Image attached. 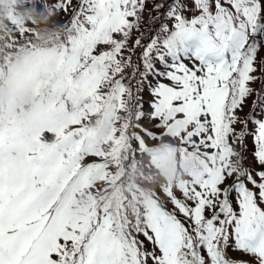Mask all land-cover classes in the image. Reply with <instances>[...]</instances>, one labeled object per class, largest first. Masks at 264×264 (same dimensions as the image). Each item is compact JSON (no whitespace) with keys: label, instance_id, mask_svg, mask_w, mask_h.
Listing matches in <instances>:
<instances>
[{"label":"snow or ice","instance_id":"1","mask_svg":"<svg viewBox=\"0 0 264 264\" xmlns=\"http://www.w3.org/2000/svg\"><path fill=\"white\" fill-rule=\"evenodd\" d=\"M31 7L67 19L56 49L37 47L34 29L12 25L5 49L30 56L16 88L38 89L49 59L62 55L49 92L63 108L44 124L42 112L18 123L0 110V264H264V0H159L147 38L146 0ZM117 115L120 132L102 139L99 128ZM42 131L54 139L43 141ZM162 137L196 161L187 180L140 197L90 198L72 215L49 205L70 181L83 188L105 179L110 160L147 152ZM9 151L24 155L11 160Z\"/></svg>","mask_w":264,"mask_h":264},{"label":"rangeland","instance_id":"2","mask_svg":"<svg viewBox=\"0 0 264 264\" xmlns=\"http://www.w3.org/2000/svg\"><path fill=\"white\" fill-rule=\"evenodd\" d=\"M159 0H146V8L143 12L141 26L144 27V22H147L148 27L145 28V37L147 38L151 34L152 21L150 16L154 14V6ZM43 3L51 4L53 0H43ZM3 4L0 2V10H2ZM190 15V14H189ZM66 16L63 14L56 16H45V20L48 23H55L65 19ZM137 31H133L131 38L128 41V48H133V42L137 38ZM146 42V41H145ZM6 43V40L2 42L1 45ZM13 49V48H12ZM141 53V49L137 48L131 54L132 59L138 60ZM125 57L129 56V52L125 51ZM261 55H264V50L261 51ZM170 59V58H169ZM188 62L187 60L185 61ZM61 63L57 62L54 66H59ZM160 70H163L161 64L156 65ZM20 70V71H19ZM54 67L52 71H54ZM25 66L14 65L11 69V85L7 87V91L4 90L1 95L3 101V110L5 113L11 115L15 119L18 115L19 108L27 104V102L33 100L37 94L42 91L49 92V83L46 80L39 81L38 89H17L15 81L20 76L24 75ZM259 75V73H257ZM149 80L154 84L156 80L149 76ZM167 83L168 81H163ZM135 83V82H133ZM254 88L260 87V81L252 85ZM59 94V93H55ZM143 96L144 111H150L147 101L151 100L152 97L149 94L147 84L144 85L143 91L141 93ZM255 96H250L245 104L241 116L248 113L252 108V101ZM11 109L9 111V106ZM35 108V109H34ZM34 108H29L27 114H25V120L32 114L41 112L42 109L37 104H34ZM27 109V107H26ZM259 113V109L255 110ZM53 116L43 115L41 119V124L46 121L53 119ZM23 119V120H24ZM145 127L151 128L155 123L150 121L147 117L140 121ZM237 129L241 126L236 125ZM251 128L252 125H249ZM121 130L120 121L118 115L113 117L110 124H108V130L103 138L109 136L117 135ZM99 131V130H98ZM159 131V130H157ZM41 138L43 141L51 142L54 138L53 136L46 132H41ZM148 144L151 145V149L147 152H142L138 149H133L131 151H125L122 158L118 160L109 161V175L105 179L96 180L94 183L90 184L88 187H80L75 181H70L66 189L61 190L58 193H54L50 198L49 205L51 207H56L57 204H62L65 214L72 215L76 212L81 211L86 208L90 203V198H95L96 200H102L105 198H124L128 196L140 197L145 195L147 192L154 188L166 185L171 182V179L177 175L174 183H179L182 180H187L191 173L196 168V161L190 157H182L179 152L180 145L177 140L171 139L169 137H162L158 140H149ZM247 149L245 151V164L252 165L253 160L251 156L252 150V138L248 136L246 139ZM109 148V145L105 144V150ZM23 152L9 151L7 153V158L11 160H16L22 158ZM114 177V178H113ZM149 186V188L144 189L143 186Z\"/></svg>","mask_w":264,"mask_h":264},{"label":"trees","instance_id":"3","mask_svg":"<svg viewBox=\"0 0 264 264\" xmlns=\"http://www.w3.org/2000/svg\"><path fill=\"white\" fill-rule=\"evenodd\" d=\"M3 4L2 10H0V43L5 40V37L9 36V32L12 30V25L17 27L27 26L34 29V33L30 34L33 38V43L40 48L44 49H56L59 45V29L58 26L63 23L67 17L59 22L48 23L45 20V16L41 13H37L32 7L33 0H0ZM43 3V0H41ZM0 44V110H3V101L1 95L3 91H7V87L11 85V69L14 65L25 66L30 61L29 51L23 49L21 46H16L13 49H5ZM62 55H53L46 66V75L43 76L40 81L46 80L52 81L59 66H54L57 62H62ZM138 61V60H135ZM54 67V71L52 68ZM20 71V70H19ZM130 72L131 69H128ZM21 77V76H20ZM34 104L38 105L42 109L44 115L55 117L57 113L63 108V102L60 100L59 94H51L48 91H42L36 95V97L27 102L26 105L21 106L18 111L17 117L14 119L18 123L23 121L25 114L29 108H34ZM27 107V109H26ZM35 109V108H34ZM4 111V110H3ZM25 120V119H24ZM108 130V125L99 128V136L103 139ZM178 177L180 175H177ZM171 179L168 184H173L175 178ZM166 184V185H168ZM143 186V185H142ZM144 189L149 186H143Z\"/></svg>","mask_w":264,"mask_h":264}]
</instances>
